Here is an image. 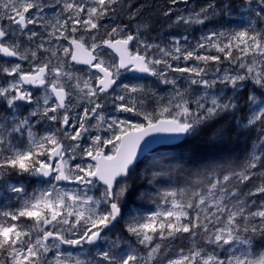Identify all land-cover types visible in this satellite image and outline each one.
<instances>
[{"label": "snow or ice", "instance_id": "obj_1", "mask_svg": "<svg viewBox=\"0 0 264 264\" xmlns=\"http://www.w3.org/2000/svg\"><path fill=\"white\" fill-rule=\"evenodd\" d=\"M0 264H264V0H0Z\"/></svg>", "mask_w": 264, "mask_h": 264}, {"label": "trees", "instance_id": "obj_2", "mask_svg": "<svg viewBox=\"0 0 264 264\" xmlns=\"http://www.w3.org/2000/svg\"><path fill=\"white\" fill-rule=\"evenodd\" d=\"M215 26H220L221 27V24L212 23L207 30H203V28L205 27L204 25H193L194 29L190 28L188 30L189 37L199 38L202 34L208 32L210 30L216 29V28H211V27H215ZM195 29H198V31L194 35L193 32L195 31ZM252 138H253V134H251V133L234 132L232 134V136H231L230 141L227 143V147L225 149V154H230L231 159H233V160L239 159V161L241 163H243L244 162V157H245L246 152H247L248 145L251 142ZM198 147H201V145H199L198 143H193L191 145V148H193V149L194 148H198ZM173 150H174V146H162V147H159V148L155 149L152 152V154H155L157 152H159L161 154H163L165 152H169L170 153ZM149 158H150V156H149ZM24 183H25V187H26V189H27V191L29 193H31L34 189H38V188L42 187V185L35 184L32 181L31 182L25 181ZM5 202H7V201H5ZM12 203H15V201L13 200ZM153 208H154V205H152V204H150L148 202L144 203L143 210L145 212L150 211Z\"/></svg>", "mask_w": 264, "mask_h": 264}, {"label": "rangeland", "instance_id": "obj_3", "mask_svg": "<svg viewBox=\"0 0 264 264\" xmlns=\"http://www.w3.org/2000/svg\"><path fill=\"white\" fill-rule=\"evenodd\" d=\"M144 2L146 4H149V5H161L162 3H164V0L162 1V3L159 1V0H144ZM190 2L192 3V5H194L197 10L199 8L200 5H203L205 4V2L203 0H190ZM238 2V0H237ZM183 5L180 6V8L176 9V11H180L183 9ZM147 11H150L153 13L154 15V20H153V25H154V31L152 32V36L153 37H157V34H163V37L165 36H168L170 33H183L184 32V27L185 26H180L179 28H172L170 29L168 27V22L166 20H164L163 18H161L158 14V10H154V9H147ZM228 19V22L225 24V26H228V27H239V25L242 23V21L240 20V17L239 15L235 14L230 17V18H227ZM210 26H205L203 28V30H207ZM220 26H215V27H211V28H217L219 29ZM190 28H193V25L192 26H189L188 27V30ZM194 29V28H193ZM198 29H195V31L193 32V34L195 35L197 33ZM187 34L189 35V32H187ZM190 40L192 42H195L196 39L198 38H193V37H189ZM165 87L164 86V89H160V90H156L158 91L161 95H165L167 96L168 95V91H165ZM170 91V89H169ZM28 182H31V180H28ZM72 251H78L77 249H72Z\"/></svg>", "mask_w": 264, "mask_h": 264}, {"label": "flooded vegetation", "instance_id": "obj_4", "mask_svg": "<svg viewBox=\"0 0 264 264\" xmlns=\"http://www.w3.org/2000/svg\"><path fill=\"white\" fill-rule=\"evenodd\" d=\"M159 1L162 3L163 0H159ZM192 1H194V0H192ZM203 1L205 3H207V0H203ZM212 23H214V22H209L207 25L210 26ZM157 36H159L160 38H163V34H157ZM25 68H27V65H25ZM139 76H143V79L140 80V81H137L136 79H134V77H139ZM129 81H131L132 83L140 82V83L149 84V83L155 82V78L147 76V75H144V74L125 73L124 74V82H129ZM160 89H164V85H156L155 88H154V90H160ZM32 90H33V92L35 94H37V95L40 94V92L38 90H36V89H32ZM112 114L113 115H120V114H116V113H112Z\"/></svg>", "mask_w": 264, "mask_h": 264}, {"label": "water", "instance_id": "obj_5", "mask_svg": "<svg viewBox=\"0 0 264 264\" xmlns=\"http://www.w3.org/2000/svg\"><path fill=\"white\" fill-rule=\"evenodd\" d=\"M134 74H140V73H134ZM162 146H171V145H154L153 148H152V150H150L151 153H152L155 149H157V148H159V147H162Z\"/></svg>", "mask_w": 264, "mask_h": 264}]
</instances>
